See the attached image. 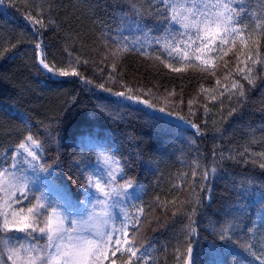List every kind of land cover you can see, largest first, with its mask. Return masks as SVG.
<instances>
[{
  "label": "trees",
  "instance_id": "1",
  "mask_svg": "<svg viewBox=\"0 0 264 264\" xmlns=\"http://www.w3.org/2000/svg\"><path fill=\"white\" fill-rule=\"evenodd\" d=\"M60 1L0 0V166L6 158L10 164L16 145L31 133L43 142L41 163L51 166L47 172L37 170L47 177L45 182L56 185L62 198L67 192L75 202L87 194L81 187L84 176L95 172L96 149L103 147L125 167L126 175L119 181L132 179L143 187L136 208L129 211L136 216L144 208L135 236L149 264H184L189 244L196 250L197 264H261L251 253L264 254V158L258 155L264 153V39L251 14L264 17V0H245L247 46L237 43L232 51L225 47L228 55L220 52L223 59L207 72L198 67L182 72L166 68L161 60L174 68L184 65L154 43H145L148 55L135 50L141 47L137 39L144 41L145 34L158 36L167 27H177L157 18L159 0ZM133 2L144 19L137 20L130 10ZM39 20L44 27L34 25ZM117 41L134 50L115 59L111 53ZM37 43L42 45L39 50ZM40 52L50 66L76 68L85 80L50 74L39 64ZM23 81L33 85L37 100L19 93ZM237 81L244 97L231 88ZM101 84L112 92L147 99L166 112L114 96L100 89ZM213 167L215 175L210 172ZM205 171L207 181L202 178ZM248 182L250 194L241 195L240 185L247 187ZM181 202L182 211L173 216ZM229 224L237 225L229 233L231 239L220 240L221 227ZM126 262V255L117 259V264ZM0 264H11L3 248ZM139 264H144L143 258Z\"/></svg>",
  "mask_w": 264,
  "mask_h": 264
},
{
  "label": "snow or ice",
  "instance_id": "2",
  "mask_svg": "<svg viewBox=\"0 0 264 264\" xmlns=\"http://www.w3.org/2000/svg\"><path fill=\"white\" fill-rule=\"evenodd\" d=\"M129 7L137 20L144 19L143 11L135 2ZM245 15V0H159L157 18L164 24L177 27H167L158 36L145 34L144 41L137 39L136 43L141 47L135 50L141 55H148L143 50L145 43H154L167 54L168 58L184 65L174 68L172 64L161 60L160 56L155 57L172 71L182 72L189 67H198L204 72L213 71L217 66V59H223V56L228 55V51H223L225 47L232 51L237 43L242 47L247 46L245 37L249 25L242 24ZM251 15L254 18L255 30L259 33V37L264 39V17L256 18V13ZM29 19L32 18L29 17ZM35 24L44 27L43 20L34 21ZM123 40L126 41L127 37ZM253 43L258 46L260 39ZM36 48L41 49V43H37ZM133 50L128 43L117 41L116 48L111 55L118 59ZM220 52H223V56L219 55ZM38 55L40 56L39 64L52 75L80 76L76 68H72L71 71L56 69L45 62L42 52ZM253 63L255 64L256 61ZM112 67L115 71V63ZM240 71L243 72L244 69ZM247 71L251 73L253 69L248 68ZM80 79L85 80L83 76H80ZM244 79L249 84L253 83L249 76H244ZM85 82L92 83L91 80ZM217 83L219 84V81ZM98 87L114 96L143 104L161 113L166 112L164 107L155 109V105L147 99L128 95L125 91L112 92L111 88H106L102 84ZM231 88L232 90L238 89L239 97L245 96L244 87L238 81L234 82ZM128 91L130 92L131 89ZM228 91L229 89L225 88L224 92ZM172 95L174 93H168V96ZM212 99L216 98L212 97ZM192 103L193 101H189L190 106ZM235 111L233 109V113ZM166 114L175 115L177 119L184 120V117L177 113L167 112ZM191 127L196 128L199 133L197 125L192 124ZM42 150L43 142L29 133L16 145L10 158L12 162L9 164L6 158L4 166H0V248L6 250L7 259L11 261V264H106V262L117 264V259H122L125 255L127 256L126 264H139L141 258L144 259V264H149L150 257L146 255L144 248L136 246L135 236V232L138 231L136 225L140 222L144 208L141 206L136 216H132L129 211L131 208H136L134 201L139 200L140 196L134 193L141 192L142 188L132 179L125 180L123 184L118 182L126 175L121 161L106 150L100 151L98 160L103 165V175L89 172L84 176V184L81 185L85 193L92 190L93 195L87 200L73 202L70 194L65 192L63 194L64 205H61L58 200L50 201L45 191H33L29 177L20 167V165H25L28 168L47 172L51 166L41 163L39 152ZM258 155L264 158V153ZM193 163L199 166L198 161H193ZM260 167L264 169V163H261ZM216 171L214 167L210 169L213 175ZM192 175L194 177L198 175L195 169ZM208 177L209 171H205L203 180L207 181ZM251 187V182H248L247 187L241 184L240 194H250ZM261 196V204L264 205V193H261ZM33 198L36 203L27 208L25 213L20 205L30 203ZM125 201L129 202L127 207L122 206ZM74 203L84 208L82 214L71 215L66 210V208H73ZM183 203L181 202L177 211L173 212V216L182 211ZM196 204H200L199 197L196 198ZM113 208H119V223H117V215L112 211ZM195 215L196 209L194 208L189 215L192 223H194L192 217ZM133 220L135 223H132ZM236 227V224L222 226L219 239L230 240L229 233H234ZM251 231L252 229H249V232ZM191 232L194 233L195 229L191 228ZM17 234H22V236ZM250 247V245H245L246 249ZM251 254L261 264H264V254L259 256L255 252ZM196 255V250L189 244L184 264H197Z\"/></svg>",
  "mask_w": 264,
  "mask_h": 264
},
{
  "label": "rangeland",
  "instance_id": "3",
  "mask_svg": "<svg viewBox=\"0 0 264 264\" xmlns=\"http://www.w3.org/2000/svg\"><path fill=\"white\" fill-rule=\"evenodd\" d=\"M73 0H61L60 1V5H63L64 3H71ZM56 3V2H55ZM76 6H78V4L76 3L75 4ZM87 6V5H86ZM83 8V6H81ZM89 11H87V13H89ZM61 24H59L60 26ZM1 40H3L0 36V42ZM60 47H62V45H60ZM23 71V70H22ZM19 93L24 95V94H27L33 98H35L36 100L39 98V95L34 91V88H33V85L30 83V81H23L22 83V90H19ZM51 109L53 107H50ZM48 110L49 107L45 108L44 110ZM50 109V110H51ZM248 140L246 141H243V143H247ZM105 148H97L96 149V167L94 169L96 175H103V165L102 163L98 160V153L100 151H105L104 150ZM21 159H23V157H21ZM12 161H10L11 163ZM21 168L24 169L25 171V174L29 177V180H30V184H31V188L33 191H37V190H43L47 193V196L49 198L50 201H59L61 205H64V200L62 198V192L56 187V185H53V183L51 181H47L45 182V180H47L44 176H42L39 171L37 169H32V168H28L27 166L25 165H20ZM120 184H123L124 181H118ZM143 188V187H141ZM141 192H137V193H134V195H139ZM91 195H93V191L92 190H89V192L87 193L86 195V199H88V197H90ZM31 204L28 205L27 203H23L20 205V207H22L24 210H25V213L27 211V208L31 207L33 204L36 203L35 199L33 198L31 200ZM136 201H134L135 203ZM129 202L128 201H125L124 204L122 205L123 207H127V204ZM81 208V206H80ZM82 209H84L82 207ZM84 210H81V211H75V212H69L71 215H80L83 213ZM112 211L117 215L118 217V220H117V223H119V218H120V213H119V208H113ZM17 235H20L22 236V234H17ZM23 242V241H22ZM5 252V251H4ZM7 253V252H6ZM11 262V261H10ZM107 264V262H106Z\"/></svg>",
  "mask_w": 264,
  "mask_h": 264
},
{
  "label": "bare ground",
  "instance_id": "4",
  "mask_svg": "<svg viewBox=\"0 0 264 264\" xmlns=\"http://www.w3.org/2000/svg\"><path fill=\"white\" fill-rule=\"evenodd\" d=\"M88 192H89V191H88ZM88 192H87V193H88Z\"/></svg>",
  "mask_w": 264,
  "mask_h": 264
}]
</instances>
